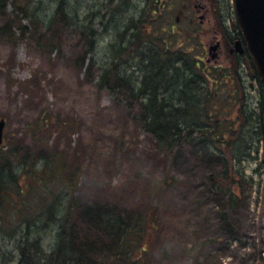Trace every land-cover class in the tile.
Wrapping results in <instances>:
<instances>
[{"label": "rangeland", "instance_id": "374dc122", "mask_svg": "<svg viewBox=\"0 0 264 264\" xmlns=\"http://www.w3.org/2000/svg\"><path fill=\"white\" fill-rule=\"evenodd\" d=\"M199 1L191 0L192 4ZM215 2L230 13L225 25H235L238 31L233 0ZM16 3L28 5L31 17L19 21L7 7L6 19L23 26L22 36L15 27L3 28L6 19L0 13V120L5 121L1 145L6 157L7 152H20L19 147L32 159L34 153L55 157L48 160L51 172L37 184L42 191L53 188V197L60 194L61 186L60 181L51 182L49 175L56 160L67 155L70 164L77 162L84 169L78 196L85 203L117 201L127 210L147 203L155 208L158 230L148 264H264V142H258L250 162L235 165L239 173L227 175L231 192L226 195L210 185L212 177L224 178L226 153L206 157L195 145L183 142L174 155L164 156L141 130L140 107L127 92H108L98 85L101 66L123 46V40L134 45L141 42L136 39L140 32H133L136 38L132 39L126 29L146 24L143 0H64L66 15L55 22V29L48 25L56 0ZM178 9L160 12L158 24L169 28ZM211 18L212 24L220 23L214 8ZM174 41L171 55L177 54L174 46L180 45ZM195 47L197 43L180 50L194 52ZM241 63L246 65L241 89L248 94L242 84L246 86L251 78L246 62ZM131 66L137 69L135 63ZM249 107L247 115L261 112L257 106ZM44 112L65 124L74 122L70 128L36 130ZM21 183L25 187L26 182ZM3 253L0 264H11L12 248H3Z\"/></svg>", "mask_w": 264, "mask_h": 264}, {"label": "trees", "instance_id": "16d2710c", "mask_svg": "<svg viewBox=\"0 0 264 264\" xmlns=\"http://www.w3.org/2000/svg\"><path fill=\"white\" fill-rule=\"evenodd\" d=\"M16 2L0 0L3 18L8 16L9 6L11 16L20 17L19 21L30 20L29 6ZM63 15L64 0H56L48 28L55 29V22ZM8 21L7 18L3 28L12 31L15 27L23 36V26ZM137 29L138 26L131 29L132 39L136 38L133 32ZM143 41L138 45L121 41L123 46L112 53L98 72L99 87L108 92H127L129 100L140 107L141 130L164 156L174 155L183 142L195 145L206 157L217 155L218 151L223 156L226 153L224 178L212 177L210 185L227 195L231 192L227 175L239 173L235 165L241 160L250 162L258 142H264V89L253 60L248 56L245 62L251 81H257L258 95L263 97L258 107L261 112L250 116L245 114L250 108L246 106L247 93L241 89L246 65L235 63L227 70H209L205 76H199L197 66L160 62L161 55L153 56L157 61L140 62ZM77 60L83 62L82 57ZM73 122L65 124L60 117L44 112L36 121V130H47L49 126L70 128ZM18 150L14 155L7 152L6 157L0 145L1 260L5 257L3 248L11 247V264H148L158 230L155 208L147 203L129 210L117 201L85 203L78 196L84 169L77 162L70 164L67 155L56 160L52 177L49 175L51 182L60 181L61 186L60 194L53 197V188L42 191L37 184L42 183L43 174L51 172L48 160L55 157L34 153L32 159L23 147ZM231 160L233 164L228 165ZM213 180L217 182L213 184ZM22 181L26 182L25 187Z\"/></svg>", "mask_w": 264, "mask_h": 264}, {"label": "flooded vegetation", "instance_id": "af4514ba", "mask_svg": "<svg viewBox=\"0 0 264 264\" xmlns=\"http://www.w3.org/2000/svg\"><path fill=\"white\" fill-rule=\"evenodd\" d=\"M209 2L213 6L209 5ZM215 0H200L197 4H192L191 0H143V12L147 13L145 25L138 26L137 31L141 33L143 41L142 57L140 62H152L154 55H161L162 59L173 64H193L197 66L198 75L205 76L209 70H227L234 64L246 61L249 57L247 45L243 39L241 31H235L237 27L232 25L230 28L225 25L228 22L230 13H225L216 5ZM179 7L172 25L158 24L157 20L161 17L160 12L167 8L172 10ZM215 9L220 23L212 24V9ZM155 15V16H154ZM156 22V24H151ZM137 26H132V28ZM130 26L128 30L131 33ZM178 28V31H174ZM161 33L170 34L166 38ZM177 40L179 46L177 54L171 55L170 49ZM200 41V43L197 42ZM239 42V52L236 43ZM197 43L195 51H181L183 46H190ZM169 48V51H168ZM196 53V55H195ZM160 57V58H161ZM224 60V62H223ZM135 61H138L137 59ZM227 62V64H225ZM241 65H245L241 63ZM247 91L246 106L259 107V100L255 99L258 95L257 81H251L246 86L242 85ZM250 90H253L250 94ZM257 95V96H256Z\"/></svg>", "mask_w": 264, "mask_h": 264}, {"label": "water", "instance_id": "95a60500", "mask_svg": "<svg viewBox=\"0 0 264 264\" xmlns=\"http://www.w3.org/2000/svg\"><path fill=\"white\" fill-rule=\"evenodd\" d=\"M234 2L238 25L264 88V0H234ZM236 47L241 52L238 42ZM4 129L5 121L0 120V145Z\"/></svg>", "mask_w": 264, "mask_h": 264}]
</instances>
